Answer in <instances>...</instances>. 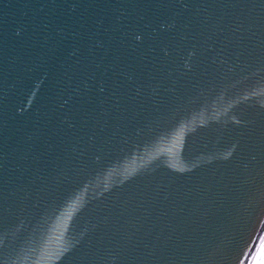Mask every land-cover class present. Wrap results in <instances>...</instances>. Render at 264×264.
Wrapping results in <instances>:
<instances>
[{
	"label": "water",
	"instance_id": "95a60500",
	"mask_svg": "<svg viewBox=\"0 0 264 264\" xmlns=\"http://www.w3.org/2000/svg\"><path fill=\"white\" fill-rule=\"evenodd\" d=\"M264 0H0V264H263Z\"/></svg>",
	"mask_w": 264,
	"mask_h": 264
},
{
	"label": "rangeland",
	"instance_id": "374dc122",
	"mask_svg": "<svg viewBox=\"0 0 264 264\" xmlns=\"http://www.w3.org/2000/svg\"><path fill=\"white\" fill-rule=\"evenodd\" d=\"M263 264H264V258H263Z\"/></svg>",
	"mask_w": 264,
	"mask_h": 264
}]
</instances>
